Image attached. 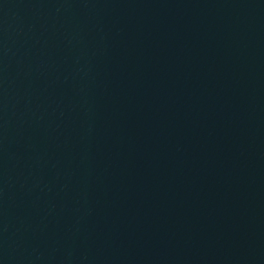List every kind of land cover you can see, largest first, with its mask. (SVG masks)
Here are the masks:
<instances>
[{
  "label": "water",
  "instance_id": "obj_1",
  "mask_svg": "<svg viewBox=\"0 0 264 264\" xmlns=\"http://www.w3.org/2000/svg\"><path fill=\"white\" fill-rule=\"evenodd\" d=\"M0 264H264V0H0Z\"/></svg>",
  "mask_w": 264,
  "mask_h": 264
}]
</instances>
